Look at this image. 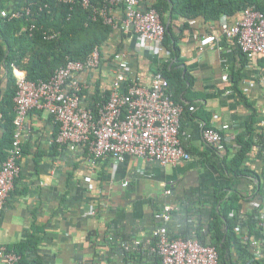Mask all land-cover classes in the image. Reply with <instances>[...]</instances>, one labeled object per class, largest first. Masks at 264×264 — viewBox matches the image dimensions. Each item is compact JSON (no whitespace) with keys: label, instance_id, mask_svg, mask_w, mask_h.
Instances as JSON below:
<instances>
[{"label":"crops","instance_id":"crops-1","mask_svg":"<svg viewBox=\"0 0 264 264\" xmlns=\"http://www.w3.org/2000/svg\"><path fill=\"white\" fill-rule=\"evenodd\" d=\"M20 1L7 0V6L14 8ZM155 2L140 0V8L145 10ZM123 13V7L118 6L117 17L122 18ZM186 23L188 27L183 28L180 41V67L184 75L192 76L193 83L188 81L187 90L180 96L184 104L195 105V109H186L180 138L192 158L163 166L128 156L115 166L111 158L92 157L85 145H57L59 126L54 117L47 110L33 108L22 134L21 175L0 208V247L14 249L16 244L27 242L37 225L43 228V238L37 249L26 252L28 264H110L120 257L112 250V240L126 241L129 234L125 232L137 230L140 236L136 241L140 243L133 248L140 252V261L157 264L154 231L165 224L170 235H182L194 223L208 234L212 212L219 206L217 194L222 189L234 185L246 196L240 206L241 225L247 220V213L264 206V56L245 60L244 64L234 42L223 35L220 21H206L201 16L192 20L180 18L174 24L176 34ZM208 34L216 35L218 40L212 47L203 48L201 40ZM102 53L105 59L99 69L79 74L86 86V104L100 88L101 92L110 91L119 65L118 54L127 55V75L134 74L136 82L144 86L150 85L154 72L164 61L172 59L171 51L163 44L158 52L140 48L137 35L132 32L114 34ZM175 62L173 59L172 64ZM233 71L239 72L241 94L232 88ZM15 74L18 78L26 71L15 69ZM3 89L4 95L5 84ZM245 100L258 115L252 143L241 161V168L250 172L232 177L226 167L242 148L236 137L246 132L253 113ZM225 124L231 125L224 132L228 147L220 151L205 142L203 131L207 126L219 128ZM7 134V128L0 124V146L6 144ZM4 161L0 153V166ZM260 188L263 191L256 194ZM169 205L175 207V212L165 223L157 215ZM258 221L252 237L242 226L237 231L244 240L250 237L254 261L264 264V221ZM119 243L123 248H132ZM119 261L122 262L121 257Z\"/></svg>","mask_w":264,"mask_h":264},{"label":"built area","instance_id":"built-area-1","mask_svg":"<svg viewBox=\"0 0 264 264\" xmlns=\"http://www.w3.org/2000/svg\"><path fill=\"white\" fill-rule=\"evenodd\" d=\"M65 4H74L75 0H53ZM125 2L122 18H118L116 8ZM5 0H0L1 16L21 18L31 15L30 7L9 12L1 8ZM100 8H93L94 17L116 28L122 22L126 32L137 35L138 46L144 50L158 52L163 44L166 26L159 12L154 8L142 10L140 0H105ZM84 7L89 1L84 0ZM48 7V4L46 5ZM42 10V7H40ZM31 25L25 31H34ZM223 35L234 42L249 59L264 56V13L254 5L244 9L240 16L230 18L226 15L220 20ZM45 38L55 35L44 33ZM218 38L214 34L205 35L201 47H212ZM126 54H118V68L108 98L97 103L96 108L84 102L82 92L85 84L79 74L102 66V51L95 48L85 61L71 60L60 68L48 81L34 82L25 75L17 78L15 104V132L7 158L0 166V208L7 199L21 175L19 159L21 157L22 134L26 128V119L33 108L47 110L58 124L55 137L57 145H85L89 154L96 159L111 158L113 165H119L126 157L132 156L145 161H155L163 166L178 165L189 161L191 153L184 147L181 138L182 119L186 106L176 103L170 92L169 81L161 72L153 75L149 86L136 81L123 92L127 80L129 62ZM227 79V76L224 77ZM195 106L190 105L193 111ZM231 125L205 128L203 138L207 144L218 150L225 149L223 133ZM128 182L125 183L127 185ZM168 193H170L168 191ZM174 206H166L157 215L165 223L171 220ZM96 211L93 210L92 214ZM234 212L230 214L233 218ZM259 218L264 221V206ZM241 224H237L240 228ZM156 239L154 251L159 256L158 264H218L217 249L202 243L195 233L188 239H173L164 224L154 231ZM250 237H245L249 242ZM251 242V241H250ZM140 242L137 241V244ZM254 245L256 241L252 242ZM23 256L14 249L0 247L1 264H20Z\"/></svg>","mask_w":264,"mask_h":264},{"label":"trees","instance_id":"trees-1","mask_svg":"<svg viewBox=\"0 0 264 264\" xmlns=\"http://www.w3.org/2000/svg\"><path fill=\"white\" fill-rule=\"evenodd\" d=\"M88 1L90 3L88 8L84 7V0H75L74 4L53 0H21L14 8L7 6V0L2 4L1 8L6 7L10 13L22 7H30L32 11L31 15L24 14L21 18L12 19L9 16H1L0 13V124L8 130L6 144L0 146V153L3 154L4 160L8 153V151L5 153V148L9 150L11 147L15 132L14 98L17 93L15 69L26 71V77L31 81H48L56 70L65 65L69 59L85 61L95 48L98 47L103 51L104 46L117 32L121 35L126 34L122 28V22L119 21L117 27L114 28L106 24L102 18L94 17L93 8L102 7L106 3L105 0ZM47 4L48 7H46ZM253 5L264 13V0H156L149 7L159 12L166 26L163 46L171 51L172 55V59L164 61L154 74L161 72L169 81V90L176 103L184 104L180 94L187 88L188 81L190 84L193 83V78L189 73L184 75L180 67L183 63L180 56V41L183 37V28H187L188 24L186 23L184 27L180 28V34H176L174 31V24H177L180 18L192 20L199 16L204 17L206 21L218 22L224 15L230 18L238 17L245 8ZM119 6L125 9V2H121ZM31 25H35L33 32L24 30ZM44 33L55 36L48 39L45 38ZM237 49L245 64V60L249 58L239 48ZM121 51L122 49L118 50L120 53ZM102 57L103 65L105 59L103 53ZM173 59H176V62L172 64ZM231 79L232 88L236 93L241 94L239 72L233 71ZM136 80L134 74H128L127 80L123 84V92ZM4 84L7 86V90L3 95L4 89L1 91V86ZM85 90L82 92V96H84ZM99 90L93 95V100L89 102L86 100L90 107L96 108L97 103L108 98L110 94L109 90L104 92H101V88ZM184 105L186 109H189L190 105ZM247 107L251 108L253 112L247 121V130L236 137L237 143L242 148L226 167L228 174L232 177L243 176L250 172L241 168V161L252 143L251 137L258 115L248 103ZM206 128L211 127L207 126ZM247 136L249 138H246ZM223 137H225L224 133ZM223 144L226 149L228 144L224 140ZM262 191L263 188H260L256 194ZM217 197L219 206L212 212L208 234L205 235L200 227L192 223L182 235L171 234V237L173 239H188L192 236V231H195L197 238L202 243L212 245L217 249L218 264H256L250 243L245 242L237 231L241 215L240 206L246 196L234 185H231L227 189L219 191ZM261 211V206L253 209L251 213H247V220L242 222V228L247 229L250 237L257 227L259 218L258 220L256 218L259 217ZM97 212L100 213L99 208ZM233 212L234 216L231 218L230 214ZM42 233L43 228L35 225L31 238L27 242L16 244L13 247L23 256L20 264H28L26 252L38 248L43 238L41 237Z\"/></svg>","mask_w":264,"mask_h":264},{"label":"water","instance_id":"water-1","mask_svg":"<svg viewBox=\"0 0 264 264\" xmlns=\"http://www.w3.org/2000/svg\"><path fill=\"white\" fill-rule=\"evenodd\" d=\"M125 233L129 234V239H127L126 241H122L120 238L119 239H114V241L112 240L111 243H113L112 245H114V247L112 248L113 251H115L116 256H120L122 259V262H120V257L116 258V262H111L110 264H144L143 262L140 261L139 256L137 255L140 252H136V250L133 248L134 244H137V239L140 236L139 232L137 230H132V231H126ZM122 238V237H121ZM119 242H122L123 245H131L132 248H123V246H121V244ZM136 242V243H135ZM120 244V246H118L117 250L115 249V246ZM111 247V246H110ZM110 247L107 248L108 250H110ZM138 247V245H137ZM99 252H101V250H99ZM115 256V257H116ZM106 260H109V257H106ZM89 263L87 264H100V262L98 261H88Z\"/></svg>","mask_w":264,"mask_h":264}]
</instances>
